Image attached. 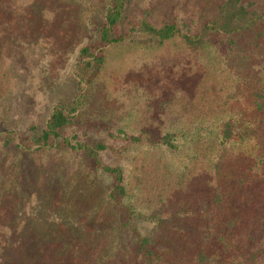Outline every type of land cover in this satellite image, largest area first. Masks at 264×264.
<instances>
[{
  "label": "rangeland",
  "instance_id": "rangeland-1",
  "mask_svg": "<svg viewBox=\"0 0 264 264\" xmlns=\"http://www.w3.org/2000/svg\"><path fill=\"white\" fill-rule=\"evenodd\" d=\"M227 1L131 0L121 23L125 39L102 46L100 31L112 0H0V232H90L117 210L110 202L112 179L82 150L16 148L30 145L60 105L72 104L78 117L63 137L92 148L106 145L99 160L123 169L131 196L140 202L161 206L171 195L174 216L206 218L204 230L215 213L224 216L211 206L216 188L228 195L245 170L252 190L243 187L231 197L234 207L247 195L255 198L264 129V41L255 31L210 30ZM240 1L264 13V0ZM144 24H175L180 33L160 43ZM86 47L91 51L83 58ZM227 122L234 139L222 146L217 137ZM166 134L175 137L178 151L130 143L133 137L146 141ZM195 135L201 139L185 146ZM223 147L232 159L219 158L222 174H212L208 161L216 162ZM113 221L103 226L106 233L116 227ZM153 223L136 218L142 233ZM110 244H91L89 264H100ZM0 256V264L11 259L7 251Z\"/></svg>",
  "mask_w": 264,
  "mask_h": 264
},
{
  "label": "trees",
  "instance_id": "trees-1",
  "mask_svg": "<svg viewBox=\"0 0 264 264\" xmlns=\"http://www.w3.org/2000/svg\"><path fill=\"white\" fill-rule=\"evenodd\" d=\"M130 2L131 0H112L105 16V24L100 31L99 45L106 46L125 39L121 23ZM213 21L210 30L216 33L234 34L255 31L264 41V13H259L255 9L249 10L240 0H228L220 7ZM143 26L145 31L160 43L180 33L179 27L175 24H166L160 29L152 28L147 24ZM200 37L201 35L197 37L199 42L202 40ZM90 51L91 49L86 47L82 49L80 56L89 57ZM96 59L98 62L103 60L102 57ZM71 106L72 104L56 107L42 133L39 136L35 135L30 145L21 143L17 144L16 148L29 150L32 146H36L42 150L53 147H64L73 151L82 150L87 159L92 160L94 165L100 167L112 179L113 190L110 194V202L117 210L111 221L115 219L113 222L116 223V227L113 231L106 233L103 226L111 221L104 223L105 220H102L90 232L72 233L59 228L34 234L24 232L9 234L1 231L0 253L7 251V254L11 256V259L3 258L2 263L89 264L86 255L90 251L91 244L107 239L111 243L107 248L108 255L101 260L100 264H264V129L257 163L258 165L260 162V165L254 170L257 175L254 180L258 183V187L253 189V192H257L255 198L250 199L251 197L247 195L245 202L238 208L234 207L231 197L240 195L239 191L243 187L247 188L251 180L250 170H245L241 178L235 181L228 195L221 187L216 188L211 206L212 209L215 208L220 212L224 210V216L215 213L211 216L213 219L210 223L211 228L203 230L204 225L201 221H207L206 218L193 222L191 219L181 221L174 216L171 195L162 201L161 206L155 207L151 201L145 202L141 199L140 202L134 194L131 196L123 169L103 165L99 160L98 152L107 150L106 145L99 143L92 148L79 142L74 144L63 137L64 131L73 127L78 118L75 114L76 108ZM232 129L231 122L222 125V133L217 137L220 138V145H228L233 141ZM200 139L201 136L195 135L189 142L184 141V144L191 146V143L196 144ZM174 141L175 137L172 134H166L155 140L147 139L146 141L142 137H133L130 143L178 151L180 147ZM242 147L246 152L249 143ZM222 153L218 154L216 162L208 161L207 165L212 174L216 172L218 175L222 174L219 158L231 154L225 147ZM230 157L232 159V154ZM245 162L248 164V158ZM131 197L135 200L131 201ZM121 211L122 220L119 215ZM136 218L149 219L152 223L154 222L153 228L145 233L140 232L136 225ZM73 242L76 243L74 247L71 246ZM8 243L9 245H6ZM129 243L130 245L134 243L132 249L128 248ZM15 251L19 255H16ZM15 256L17 258L14 259Z\"/></svg>",
  "mask_w": 264,
  "mask_h": 264
}]
</instances>
